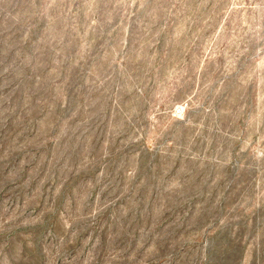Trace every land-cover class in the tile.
I'll return each mask as SVG.
<instances>
[{
	"label": "rangeland",
	"instance_id": "374dc122",
	"mask_svg": "<svg viewBox=\"0 0 264 264\" xmlns=\"http://www.w3.org/2000/svg\"><path fill=\"white\" fill-rule=\"evenodd\" d=\"M0 264H264V0H0Z\"/></svg>",
	"mask_w": 264,
	"mask_h": 264
}]
</instances>
